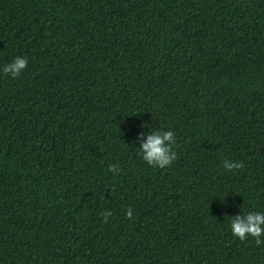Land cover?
I'll list each match as a JSON object with an SVG mask.
<instances>
[{
	"label": "trees",
	"instance_id": "trees-1",
	"mask_svg": "<svg viewBox=\"0 0 264 264\" xmlns=\"http://www.w3.org/2000/svg\"><path fill=\"white\" fill-rule=\"evenodd\" d=\"M165 130L177 158L153 167ZM250 211L264 0H0V264H264L231 232Z\"/></svg>",
	"mask_w": 264,
	"mask_h": 264
},
{
	"label": "clouds",
	"instance_id": "clouds-1",
	"mask_svg": "<svg viewBox=\"0 0 264 264\" xmlns=\"http://www.w3.org/2000/svg\"><path fill=\"white\" fill-rule=\"evenodd\" d=\"M27 66V58L16 57L12 62L4 66V73H11L13 77H17ZM175 144V133L171 130L149 134L147 141L140 148L142 158L153 167L165 168L170 166L177 158V153L173 150ZM223 166L228 171H232L233 169L242 168L244 165L239 161L225 160ZM109 171H116L119 174V169L116 165H110ZM126 214L130 217L132 214L131 209ZM103 215L105 222H107L111 212L106 210ZM262 225H264V212L250 211L247 214L232 218L230 228L232 235L241 241L251 236L255 239L257 245H261L264 244V240L261 239V237H264V227Z\"/></svg>",
	"mask_w": 264,
	"mask_h": 264
}]
</instances>
